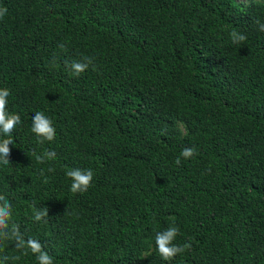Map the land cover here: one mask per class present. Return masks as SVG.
<instances>
[{"label": "trees", "instance_id": "trees-1", "mask_svg": "<svg viewBox=\"0 0 264 264\" xmlns=\"http://www.w3.org/2000/svg\"><path fill=\"white\" fill-rule=\"evenodd\" d=\"M5 7L0 88L22 123L11 163L0 165V195L26 238L54 264H264V32L255 24L264 0ZM233 30L247 40L233 44ZM84 57L92 65L71 74L66 62ZM36 112L53 120L54 141L31 131ZM185 147L197 155L177 165ZM48 150L56 158L38 163L33 153ZM72 168L93 171L86 192L70 191ZM34 207L48 208L47 223L32 219ZM173 225L175 243L192 247L169 262L155 235ZM3 255L38 264L11 243Z\"/></svg>", "mask_w": 264, "mask_h": 264}, {"label": "clouds", "instance_id": "clouds-1", "mask_svg": "<svg viewBox=\"0 0 264 264\" xmlns=\"http://www.w3.org/2000/svg\"><path fill=\"white\" fill-rule=\"evenodd\" d=\"M7 8H0V20H2L7 14ZM258 25L259 31L264 32V23L259 19L255 21ZM233 44H241L247 40V36L236 30L230 33ZM60 48L63 49L64 45L61 44ZM53 64L56 60L53 59ZM93 61L90 57H84L80 61H72L67 63V68L71 74L79 76L88 70L89 66L92 65ZM11 92L8 88H0V165L7 166L11 163V145H13L12 135L16 131L17 126L22 123L19 114L10 113L7 110L8 97ZM180 130L183 132L182 124L179 125ZM31 131L39 138V142L43 141H54L56 138V128L51 118L47 117L43 112H36L32 116V127ZM38 163H45L56 158V152L52 150L45 151L42 155L33 153ZM197 155V150L194 147H185L180 156L177 157L175 163L181 164V157L185 160L190 159ZM49 172L54 171L53 168H48ZM211 169L209 168V172ZM43 175V170H41ZM66 176L71 179L70 191L72 193H84L92 185L94 173L91 169H80L72 168L66 172ZM47 183V180H45ZM49 216L48 208L35 209L33 211L32 219L36 222L47 223V217ZM180 234L178 226H170L164 231L157 232L155 235V244L157 246L158 253L164 261H172L178 254H182L185 251L191 249V243H185L178 245L175 243L177 236ZM6 243L14 245L16 251L22 252L23 255H28L29 252L33 254L38 264H54L53 257L48 251L44 249L43 244L33 238L25 237V234L21 231L19 224L13 221V205L4 196L0 195V251H3V246ZM150 251L144 253L145 257L151 256ZM11 260H19V256L9 257L8 255L0 256V264Z\"/></svg>", "mask_w": 264, "mask_h": 264}, {"label": "rangeland", "instance_id": "rangeland-1", "mask_svg": "<svg viewBox=\"0 0 264 264\" xmlns=\"http://www.w3.org/2000/svg\"><path fill=\"white\" fill-rule=\"evenodd\" d=\"M238 3H242V4H250L252 1H258V0H236Z\"/></svg>", "mask_w": 264, "mask_h": 264}]
</instances>
